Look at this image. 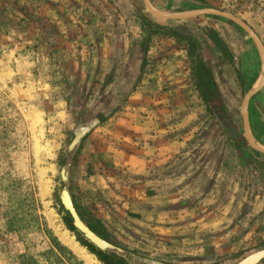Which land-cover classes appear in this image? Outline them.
<instances>
[{"label":"crops","instance_id":"crops-1","mask_svg":"<svg viewBox=\"0 0 264 264\" xmlns=\"http://www.w3.org/2000/svg\"><path fill=\"white\" fill-rule=\"evenodd\" d=\"M149 1L168 15L230 13L264 47V0ZM2 8L0 67L10 75L36 70L24 84L51 105L37 114L74 118L72 135L99 118L78 142L64 183L129 264L213 260L229 235L264 213V155L249 147L241 116L262 64L239 27L215 16L159 20L143 0H6ZM140 17L194 38L210 80L194 76L197 62L175 38L148 39ZM248 120L264 148V86L248 103Z\"/></svg>","mask_w":264,"mask_h":264},{"label":"rangeland","instance_id":"rangeland-1","mask_svg":"<svg viewBox=\"0 0 264 264\" xmlns=\"http://www.w3.org/2000/svg\"><path fill=\"white\" fill-rule=\"evenodd\" d=\"M7 13L0 9V23ZM161 27L174 31V27ZM4 72L0 67V264H102L80 243L89 240L74 221L79 235L66 225L70 213L65 202L69 201L87 226L76 209L81 206L74 200V187L63 180L74 118L54 116V110L41 117L37 114L36 107L48 111L51 105L24 84L30 74L27 81L33 82L36 70L19 69L14 71L16 76ZM246 226L226 238L224 247L211 255L213 260L194 264H220L264 245V213L255 214ZM116 249L105 252L123 257L121 248Z\"/></svg>","mask_w":264,"mask_h":264},{"label":"water","instance_id":"water-1","mask_svg":"<svg viewBox=\"0 0 264 264\" xmlns=\"http://www.w3.org/2000/svg\"><path fill=\"white\" fill-rule=\"evenodd\" d=\"M143 4L147 12L154 18L163 20V21H187L198 17L203 16H215L222 18L226 21H229L239 27L253 42L255 45L261 59L262 64V77L260 84L257 88L251 90L245 97L242 102L241 106V116H242V122H243V128H244V136L245 140L247 141L249 147L253 149L255 152L264 155V148H262L259 143L254 139L250 126H249V120H248V103L250 99L264 86V47L261 44L259 38L256 36V34L252 31L250 27H248L242 20H240L238 17L216 9H198L194 11H188V12H181L176 14H162L158 12L150 3L149 0H143ZM93 120H96V123L99 122V118H91L88 117L85 119V122L81 124L77 130L73 133L70 139V143L68 147L66 148V159L69 162L72 160V157L74 155V152L76 151L77 144L80 140L84 138V136L91 130L92 128V122ZM64 176L63 180H66L67 176V170H64ZM65 197L67 198V193L65 194ZM66 201V200H65ZM66 209L70 213L75 227L81 231L88 240H90L95 246H97L99 249L103 251H113L117 250L113 248L112 246L104 243L101 241L97 236H95L87 226H85L79 219V217L76 214V211L74 210L73 206L69 201L65 202ZM122 253V252H121ZM264 263V245L254 248L246 253H244L243 256L235 259H230L225 262H222L220 264H262ZM144 264H160V263H153V262H147Z\"/></svg>","mask_w":264,"mask_h":264},{"label":"trees","instance_id":"trees-1","mask_svg":"<svg viewBox=\"0 0 264 264\" xmlns=\"http://www.w3.org/2000/svg\"><path fill=\"white\" fill-rule=\"evenodd\" d=\"M139 20H140V27L142 28V31L146 34L148 39H151L150 37L160 35V36L172 37L178 41L180 39L186 40L185 44H183V45H185L188 48L189 55L194 57L195 61H193V62H197L196 69L194 70L195 71L194 76L198 80L203 79V78H208L210 80L209 72H207L206 69H204V67L201 65V63H199V61H197L195 59V53L198 49V43L195 41L194 38H192L190 36H185L181 33H178L176 31L177 29H174V31H167L166 29L162 28L160 25H157L154 22L149 21L146 17H140ZM198 88H199V90H202L205 93H211L212 92L211 89L213 87H211V86H208V87L200 86L199 87L198 86ZM205 104L208 106H213L214 109H217V110L220 109L219 103L207 102ZM75 204L77 205V203L74 201V205ZM77 206H76V209L78 210V214L86 222L88 229L92 233H94V235H96L101 241H103L104 243H106V244H108V245H110L116 249L117 246H115L114 244H112L110 242L109 236L107 235V232H106V229L104 228V226L99 221H95L92 218H90L83 211L82 208L77 207ZM65 218H66V225H67L68 230L79 235L78 230L73 226L72 217L66 213ZM80 241H81L80 243L84 247H86L92 254H94L102 264H129L127 258L121 257L117 254H112L109 252L102 251V250L98 249L97 247H95V245L90 240L89 241H87V240L83 241L80 239ZM119 250H121V249H119Z\"/></svg>","mask_w":264,"mask_h":264}]
</instances>
